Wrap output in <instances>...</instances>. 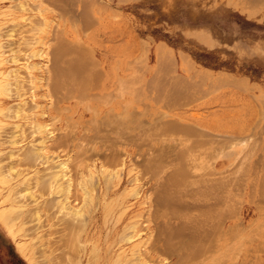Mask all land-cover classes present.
I'll return each instance as SVG.
<instances>
[{"label":"rangeland","instance_id":"obj_1","mask_svg":"<svg viewBox=\"0 0 264 264\" xmlns=\"http://www.w3.org/2000/svg\"><path fill=\"white\" fill-rule=\"evenodd\" d=\"M263 109L264 0H0V264H264Z\"/></svg>","mask_w":264,"mask_h":264},{"label":"bare ground","instance_id":"obj_2","mask_svg":"<svg viewBox=\"0 0 264 264\" xmlns=\"http://www.w3.org/2000/svg\"><path fill=\"white\" fill-rule=\"evenodd\" d=\"M24 5H25V4H24ZM85 5H86V4H85ZM81 8H82V7H81ZM84 29H85V28H84ZM68 43H69V42H68ZM75 47H76V46H75ZM72 48H73V47H72ZM70 51H71V50H70ZM158 53H159V52H158ZM56 55H57V54H56ZM163 56H164V55H163ZM60 57H61V56H60ZM66 57H67V56H66ZM80 57H81V55H80ZM162 58H163V57H162ZM58 59H59V58H58ZM81 59H82V58H81ZM56 60H57V59H56ZM65 60H66V59H65ZM73 60H74V59H73ZM67 61H68V60H67ZM77 62H78V61H77ZM75 65H76V63H75ZM43 67H44V66H43ZM55 67H56V66H55ZM53 69L57 70L58 68H57V69H56V68H53ZM60 69H61V68H60ZM66 69H67V68H66ZM10 70H11V69H10ZM10 70H9V72H10ZM58 70H59V69H58ZM58 70L55 71L54 73H58V72H59ZM74 70H75V68H74ZM16 71H17V70H16ZM61 71H62V70H61ZM61 71H60V72H61ZM60 72L58 73L59 75H60ZM63 72H64V71H63ZM65 72H66V71H65ZM75 72H76V71H75ZM100 73H101V72H100ZM21 74H22V73H21ZM92 74H93V73H92ZM52 75H53V74H52ZM55 75H56V74H55ZM61 75H62V74H61ZM64 75H65V73H64ZM90 75H91V74H90ZM93 75H94V74H93ZM9 76H10V75H9ZM91 76H92V75H91ZM7 77H8V76H7ZM50 77H51V76H50ZM55 77H56V76H55ZM57 77H58V76H57ZM63 77H65V76H63ZM99 77H100V75H99ZM21 78H22V77H21ZM72 79H73V78H72ZM72 79H71V80H72ZM67 81H68V80H67ZM82 81H83V79H82ZM55 82L57 83L58 81H55ZM20 83H21V82H20ZM56 83H55V85H56ZM68 83H69V82H68ZM86 83H87V82H86ZM7 84H8V83H7ZM88 84H89V83H88ZM4 85H5V84H4ZM81 86H82V85H81ZM97 86H98V85H97ZM22 87H23V86H22ZM49 87H50V86H49ZM70 87H71V86H70ZM79 88H80V87H79ZM81 88H82V87H81ZM83 90H84V89H83ZM212 90H213V89H212ZM79 92H80V91H79ZM27 94H28V93H27ZM76 94H77V93H76ZM34 98H35V97H34ZM34 98H33V99H34ZM79 99H80V98H79ZM98 99H99V98H98ZM128 101H129V100H128ZM51 106H52V105H51ZM63 107H64V106H63ZM263 110H264V109H263ZM5 115H6V114H5ZM12 115H14V114H12ZM27 115H29V113H28ZM30 115H31V114H30ZM31 119H32V118H31ZM116 121H117V120H116ZM172 122H173V121H172ZM28 123H29V122H28ZM115 123H116V122H115ZM29 124H31V123H29ZM113 124H114V123H113ZM168 124H169V123H168ZM174 124H175V125H173V126H172V124H170V125L172 126V128H173L172 130H175V129H174L175 126L177 127L176 123H174ZM185 124H186V123H185ZM125 125H126V124H125ZM31 126H32V125H31ZM74 126H75V125H74ZM74 126H73V127H74ZM181 126H182V125H181ZM73 127H72V128H73ZM109 127H110V126H109ZM168 127H170V126H168ZM183 127H184V126H183ZM190 127H191V125L189 126V128H190ZM8 128H9V127H8ZM122 128H123V127H122ZM189 128L187 127L186 130L189 129ZM192 128H193V127H192ZM177 129H178V132H179V128H178V127H177ZM180 129H181V128H180ZM182 129H183V128H182ZM184 129H185V128H184ZM193 129H194V128H193ZM97 130H98V129H97ZM151 130H152V129H151ZM167 130H168V129H167ZM169 130H170V129H169ZM34 131H35V130H34ZM189 131H190V130H189ZM102 132H103V131H102ZM118 132H119V131H118ZM167 132H168V131H167ZM173 132H174V131H173ZM195 132H197V131H194V133H195ZM37 133H38V132H37ZM163 133H164V132H163ZM176 133H177V132H176ZM198 133H199V132H198ZM21 134H22V133H21ZM47 135H48V134H47ZM196 135H197V133H196ZM35 136H36V135H35ZM43 136H44V135H43ZM45 136H46V135H45ZM60 136H61V135H60ZM66 136H67V135H66ZM69 137H70V136H69ZM107 137H108V136H107ZM35 139H36V138H35ZM3 140H4V139H3ZM30 140H31V139H30ZM32 140H33V139H32ZM32 140H31V141H32ZM200 140H201V139H200ZM34 141H35V140H34ZM43 141H44V140H43ZM171 141H172V140H171ZM203 141H204V140H203ZM32 142H33V141H32ZM113 142H114V141H113ZM204 142L207 143L206 141H204ZM204 142H202V143H204ZM179 143H180V142H179ZM237 143H238V142H237ZM254 143H255V142H254ZM60 144H61V143H60ZM63 144H64V143H63ZM207 144H208V143H207ZM207 144H206V145H207ZM234 144H235V143H234ZM26 145H27V144H26ZM185 145H186V144H185ZM189 145H190V144H189ZM203 145H205V144H203ZM191 146H193V145H191ZM208 146H209V145H208ZM183 147H184V148H186V147L189 148L190 146H186V147L183 146ZM194 147H195V146H194ZM194 147H193V148H194ZM196 147H197V146H196ZM206 147H207V146H206ZM193 148H192V149H193ZM200 148H201V145H200ZM216 148H217V147H216ZM180 149H181V148H180ZM189 149H191V147H190ZM194 149H195V148H194ZM201 150H202V149H201ZM44 151H46V150L44 149ZM178 151H179V150H178ZM180 151H183V150H180ZM186 151H187V150H186ZM192 151H194V150H192ZM148 152H149V151H148ZM167 152H168V151H167ZM190 152H191V151H189V153H190ZM196 152H197V151H196ZM18 153H19V152H17V154H18ZM181 153H182V152H181ZM181 153H179V154H181ZM155 154H156V153H155ZM182 154H183V153H182ZM191 154L193 155V152L190 153V155H191ZM198 154H199V152L197 153V155H198ZM260 154H261V153H260ZM183 155H184V154H183ZM183 155L180 156V158L183 157ZM187 155H189V154H187ZM187 155H186V157H187ZM190 155H189V156H190ZM200 155L202 156V154H200ZM176 157H179V156L177 155V153H176ZM195 157H197V156H194V158H195ZM180 158L178 159L179 161L182 160V159H180ZM183 158H184V157H183ZM189 158H191V157H189ZM197 158H198V157H197ZM199 158H200V157H199ZM176 159H177V158H176ZM187 159H188V158H187ZM187 159H186V160H187ZM186 160L184 159V161H186ZM189 160H190V159H189ZM192 160H194V159L192 158ZM184 161H183V162H184ZM183 162H182V163H183ZM186 162H187V161H186ZM195 162H196V161H195ZM199 162H200V161H199ZM231 162H232V161H231ZM231 162H230V163H231ZM16 163H17V162H16ZM179 163L181 164V162H179ZM190 163H191V162H190ZM17 164H18V163H17ZM64 164H65V162H61V163H60V167H63ZM202 164H203V163H202ZM71 165H72V164H71ZM114 165H115V164H114ZM119 165H120V164H119ZM178 165H179V164H178ZM184 165H185V164H184ZM66 166H67V164H66ZM192 166H193V164H192ZM176 169H178L177 166H176ZM73 170H74V169H73ZM86 171H87V170H86ZM179 171H180V170H179ZM5 172H6V171H5ZM177 173H178V172H177ZM179 173H181V171H180ZM203 173H204V171H203ZM203 173H202V175H203ZM209 173H210V172H209ZM183 174H184V173H183ZM205 174H206V172H205ZM255 174H256V173H255ZM86 175H87V174H86ZM172 175H173V174H172ZM172 175H171V178H173ZM142 176H143V175H142ZM182 176H184V175H182ZM186 176H187V175H186ZM206 176H207V175H206ZM60 177H61V178L63 177V173H62V175H56V176L54 177V179L59 180ZM226 177H227V176H226ZM67 178H68V177H67ZM75 178H76V177H75ZM198 178H200V177L198 176ZM240 178H241V177H240ZM172 180H173V179H172ZM175 180H176V179H175ZM175 180H174V181H175ZM177 180H178V179H177ZM187 180H188V179H187ZM195 180H196V179H195ZM195 180H194V181H195ZM70 181H72V180H70ZM180 181H181V180H180ZM183 181H184V180H183ZM185 181H186V180H185ZM194 181H192V182H194ZM197 181H198V180H197ZM199 181H200V180H199ZM204 181H205V180H204ZM206 182H207V181H206ZM206 182H205V183H206ZM212 182H213V181H212ZM224 182H225V181H224ZM37 183H38V182H37ZM195 183H196V182H195ZM201 183H204V182H201ZM217 183H218V182H217ZM53 184H54V183H53ZM176 184H177V183H176ZM182 184H183V183H182ZM182 184H181V185H182ZM185 184H186V182H185ZM198 184H199V183H198ZM213 184H214V183H213ZM215 184H216V183H215ZM218 184H219V185H218ZM218 184H216L217 187H214V189H215V188H218V187L220 186V182H219ZM31 185H32V184H31ZM37 185H38V184H37ZM70 185H71V184H70ZM204 185H205V184H204ZM206 185H208V184L206 183ZM206 185H205V186H206ZM209 185H210V184H209ZM33 187H34V186H33ZM49 187H50V186H49ZM176 187H177V186H176ZM185 187H186V186H185ZM207 187H208V186H207ZM180 188H181V187H180ZM202 188H203V187H202ZM209 188H210V187H209ZM219 188H220V187H219ZM66 190H67V189L65 188L64 191H66ZM194 190H195V189H194ZM203 190H204V189H203ZM205 190H206V188H205ZM216 190H217V189H216ZM44 191H45V190H44ZM210 191H211V190H210ZM218 191H219V189H218ZM218 191H217V194L219 195L221 191H220V192H218ZM240 191H241V190H240ZM29 192H30V191H29ZM206 192H207V191H206ZM206 192H205V193H206ZM16 193H17V192H16ZM38 193H39V192H38ZM66 193H67V192H66ZM84 193H86V192H84ZM212 193H215L214 190L212 191ZM257 193H258V192H257ZM23 194H24V193H23ZM67 194H68V193H67ZM73 194H74V193H73ZM215 194H216V193H215ZM16 195H17V194H16ZM31 195H32V194H31ZM69 195H70V194H69ZM220 195H222V193H221ZM23 196H24V195H23ZM84 196H85V195H84ZM195 196H196V195H195ZM200 196H201V195H200ZM17 197H18V196H17ZM67 197H68V196H67ZM85 197H86V198H85ZM85 197H84V200H83L82 206H81L80 208H77V209H76V207H75V209H73V210L71 209V211H69L72 215H75V217H76V216H79V215L81 214V212H82V210H83L82 207L85 206L88 195H86ZM201 197H202V196H201ZM206 197H207V196H206ZM208 197H209V196H208ZM216 197H218V196H216ZM174 198H175V197H174ZM192 198H193V197H192ZM209 198H210V197H209ZM212 198H213V197H212ZM218 198H220V197H218ZM225 198H226V197H225ZM27 199H28V198H27ZM196 199H197V198H196ZM198 199H200V197H199ZM214 199H215V198H214ZM220 199H221V198H220ZM164 200H165V199H164ZM172 200H173V199H172ZM209 200H210V199H209ZM222 200H223V199H221V201H222ZM29 201H30V200H29ZM205 201L207 202L208 199H207V200L204 199V201L202 202V205H203V206H201V207H202L203 209H204L205 207H206V208L211 207L210 205H208L207 203H205ZM224 201H225V200H224ZM195 202H196V200H195ZM214 202H215V201H214ZM162 203H163V202H162ZM178 203H179V202H178ZM210 203L214 204L213 201L210 202ZM184 204H185V203H184ZM200 204H201V203H200ZM215 204H216V203H215ZM220 204H221V203H220ZM64 205H66V203H65ZM172 205H173V204H172ZM234 205H235V204H234ZM185 206H186V205H185ZM185 206H184V207H185ZM193 206H194V205H193ZM193 206H192V207H193ZM196 206H197V205H196ZM178 207H179V206H178ZM199 207H200V206H199ZM199 207H198V210L202 209V208L199 209ZM234 207H235V206H234ZM67 208H69V206H67ZM185 208H186V207H185ZM206 208H205L204 210L207 211V214H208V212H209V208H208V210H207ZM183 209H184V208H183ZM195 209L197 210V207H195ZM203 209H202L201 211H203ZM178 210H179V209H178ZM198 210H197V211H198ZM61 211H62V210H61ZM172 211H173V210H172ZM210 211H211V210H210ZM36 212H37V211H36ZM169 212H170V211H169ZM179 212H181V210H180ZM199 212H200V211H199ZM176 213H177V212H176ZM176 213H175V215H177ZM202 213H204V211H203ZM202 213H201V214H202ZM187 214H188V213H187ZM204 214L206 215V213H204ZM211 214H212V212H211ZM183 215H185V213H184ZM183 215H181V216H183ZM193 215H194V214H193ZM193 215H192V217H193ZM205 215H204V217H205ZM63 216H64V214H63ZM181 216H180V218H181ZM196 216H197V215H196ZM206 216H207V215H206ZM209 216H211V215H209ZM57 217H58V216H57ZM177 217H178V216H177ZM186 217H187V216H186ZM198 217H199V215H198ZM200 217H201V215H200ZM202 217H203V216H202ZM207 217H208V216H207ZM232 217H233V216H232ZM70 218H71V217H70ZM174 218H175V217H174ZM75 219H76V218H75ZM172 219H173V218H172ZM187 219H188V218H187ZM190 219H191V218H190ZM204 219H205V218H204ZM207 219H208V218H207ZM59 220H60V219H59ZM72 220H73V219H72ZM72 220H71V221H72ZM199 220H200V219H199ZM201 220L203 221V218H202ZM205 220H206V219H205ZM69 221H70V220H69ZM71 221H70V223H71ZM75 221H76V220H75ZM181 221H182V220H181ZM183 221H184V220H183ZM202 221H201V223H202ZM183 223H184V222H183ZM194 223H195V222H194ZM194 223H193V224H194ZM199 223H200V222H199ZM205 223H207V222H205ZM219 223H220V222H219ZM221 223H222V222H221ZM71 224H72V223H71ZM195 224H196V223H195ZM197 224H198V223H197ZM203 224H204V223H203ZM66 225H67V224H66ZM76 225H77V224H76ZM193 226H194V225H193ZM200 226H201V225H200ZM202 226H204V225H202ZM219 226H220V225H219ZM227 226H228V225H227ZM232 226H233V225H232ZM78 227H79V226H78ZM194 227H195V226H194ZM196 227H197V226H196ZM198 227H199V226H198ZM228 227L232 228L230 224H229ZM63 228H64V227H63ZM73 228H74V227H73ZM199 228H201V227H199ZM218 228H219V227H218ZM75 229H76V228H75ZM75 229H74V230H75ZM197 229H198V228H197ZM216 229H217V228H216ZM198 230H199V229H198ZM202 230H203V228H202ZM229 230H230V229H229ZM58 231H59V230H58ZM138 231H139V230H138ZM215 231H216V230H215ZM232 231H233V230H232ZM193 232H194V231H193ZM201 232H202V231H201ZM204 232H205V231H204ZM51 233H52V232H51ZM55 233H56V232H55ZM135 233H136V232H135ZM135 233H134V234H135ZM175 233H176V232H175ZM216 233H217V232H216ZM64 234H66V233H64ZM73 234L75 235L74 232H73ZM61 235H62V234H61ZM71 235H72V234H71ZM74 235H72L71 238H74ZM205 235H206V234H205ZM194 236H195V235H194ZM203 236H204V233H203ZM65 237H66V236H65ZM130 238H131V237H130ZM202 238H203V237H202ZM60 239H61V238H60ZM64 239H65V238H64ZM127 239H128V238H127ZM73 240L75 241V238H74ZM164 240H166V239H164ZM164 240H163V241H164ZM56 241H57V240H56ZM71 241H72V239H71ZM74 241H73V243H75ZM145 241H146V239H145ZM168 241H169V240H166L167 243L164 241L163 243L165 244V246L162 245V247L164 246V247L168 248L167 251H168L169 249L174 251L173 248H175V247H172L174 244L172 245V242H171V246H170V244H169ZM187 241H188V240H187ZM70 244H71V243H70ZM148 244H149V243H148ZM179 244H180V243H179ZM144 246H145V245H144ZM168 246H169V247H168ZM212 246H213V245H212ZM19 247H20V245H19ZM21 247H22V246H21ZM147 247H148V246H147ZM151 247H152V246H151ZM151 247H150V248H151ZM171 247H172V248H171ZM148 248H149V247H148ZM150 248H149V249H150ZM154 248H155V247H154ZM166 248H164V249H166ZM196 248H197V247H196ZM56 249H57V248H56ZM139 249H140V248H139ZM142 249H143V248H142ZM178 249H179V248H178ZM20 250H21V248H20ZM145 250H147V249H144V251H145ZM170 250H169V252H170ZM70 251H71V250H70ZM160 251H161V250H160ZM46 252H47V251H46ZM140 252H141V251H140ZM161 252H162V251H161ZM174 252H178V251H174ZM72 253H73V252H72ZM178 253H179V252H178ZM180 253H181V252H180ZM184 253H185V252H184ZM196 253H197V252H196ZM196 253H195V254H196ZM175 254H176V253H175ZM199 254H200V253H199ZM56 255H57V254H56ZM63 255H64V254H63ZM179 255H180V254H179ZM179 255L177 254V256H179ZM63 257H64V256H63ZM63 259H64V258H63ZM59 260H60V259H59ZM171 264H172V263H171Z\"/></svg>","mask_w":264,"mask_h":264},{"label":"crops","instance_id":"obj_3","mask_svg":"<svg viewBox=\"0 0 264 264\" xmlns=\"http://www.w3.org/2000/svg\"><path fill=\"white\" fill-rule=\"evenodd\" d=\"M240 129H242V128H240ZM247 139H249V137H247V138H239V139H235V140L236 141L238 140L240 142H243V141H247Z\"/></svg>","mask_w":264,"mask_h":264}]
</instances>
